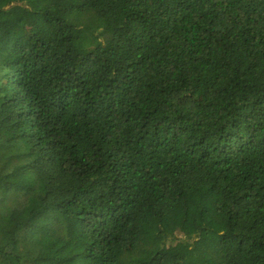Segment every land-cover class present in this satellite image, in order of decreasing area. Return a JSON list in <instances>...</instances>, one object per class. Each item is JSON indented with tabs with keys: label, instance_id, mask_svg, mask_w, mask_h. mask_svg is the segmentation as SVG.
Wrapping results in <instances>:
<instances>
[{
	"label": "trees",
	"instance_id": "16d2710c",
	"mask_svg": "<svg viewBox=\"0 0 264 264\" xmlns=\"http://www.w3.org/2000/svg\"><path fill=\"white\" fill-rule=\"evenodd\" d=\"M0 264H264V0H6Z\"/></svg>",
	"mask_w": 264,
	"mask_h": 264
},
{
	"label": "rangeland",
	"instance_id": "374dc122",
	"mask_svg": "<svg viewBox=\"0 0 264 264\" xmlns=\"http://www.w3.org/2000/svg\"><path fill=\"white\" fill-rule=\"evenodd\" d=\"M5 5H6V0H0V7H3ZM182 239H183L182 235L176 234L175 241L169 243L168 248L173 249L176 246H184V242H182Z\"/></svg>",
	"mask_w": 264,
	"mask_h": 264
}]
</instances>
